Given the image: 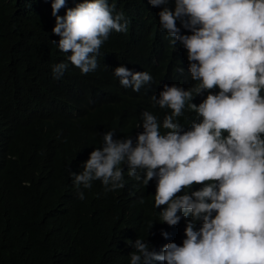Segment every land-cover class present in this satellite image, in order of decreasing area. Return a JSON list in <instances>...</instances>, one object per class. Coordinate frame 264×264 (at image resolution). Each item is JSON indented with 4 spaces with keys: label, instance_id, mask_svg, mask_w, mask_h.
Returning a JSON list of instances; mask_svg holds the SVG:
<instances>
[{
    "label": "trees",
    "instance_id": "16d2710c",
    "mask_svg": "<svg viewBox=\"0 0 264 264\" xmlns=\"http://www.w3.org/2000/svg\"><path fill=\"white\" fill-rule=\"evenodd\" d=\"M178 6L0 0V264H264L225 183L262 93Z\"/></svg>",
    "mask_w": 264,
    "mask_h": 264
},
{
    "label": "clouds",
    "instance_id": "9594fccd",
    "mask_svg": "<svg viewBox=\"0 0 264 264\" xmlns=\"http://www.w3.org/2000/svg\"><path fill=\"white\" fill-rule=\"evenodd\" d=\"M179 8L185 17L199 31L203 38L210 39L209 48L216 53L217 59H223L229 76L243 75L259 88L254 91L262 93L263 105L259 121L261 143L264 146V0H177ZM204 119V117H202ZM255 130L252 140L255 138ZM201 136L205 143L211 142L208 131ZM245 146V143H244ZM264 149V148H263ZM254 169L255 165H258ZM225 178H228L226 173ZM193 177L188 173L175 185L174 192L186 194L193 200L201 197V192L190 188ZM246 194L235 185L227 183L234 191L236 212L232 214L233 221L242 220L243 224L251 226L264 236V218L256 219L249 212L264 213V158L256 160L244 155H237L234 161L231 178ZM196 191V188H194ZM204 197L203 206L211 211L213 198ZM245 216L246 220H243Z\"/></svg>",
    "mask_w": 264,
    "mask_h": 264
}]
</instances>
